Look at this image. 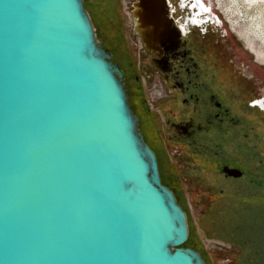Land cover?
Here are the masks:
<instances>
[{"label":"water","instance_id":"1","mask_svg":"<svg viewBox=\"0 0 264 264\" xmlns=\"http://www.w3.org/2000/svg\"><path fill=\"white\" fill-rule=\"evenodd\" d=\"M164 2L134 3L146 45ZM187 238L83 0H0V264H205Z\"/></svg>","mask_w":264,"mask_h":264},{"label":"flooded vegetation","instance_id":"2","mask_svg":"<svg viewBox=\"0 0 264 264\" xmlns=\"http://www.w3.org/2000/svg\"><path fill=\"white\" fill-rule=\"evenodd\" d=\"M134 3L136 0L129 2L128 34L120 28L116 34L117 44L121 36L124 41L128 38L123 50L127 65L109 52L124 72L129 103L138 116L144 141L156 155L161 183L173 192L183 209L174 188L162 178L163 165L172 148L178 153L176 156L186 161L195 162L190 155L204 159L205 166L218 169L224 181L247 179L261 183L262 173H254L250 166L259 154L257 146L245 151L244 143L257 141L264 127V64L258 49L252 47L256 37L252 38L244 25L230 22L216 4L205 0H165L169 25L163 29L161 43L148 41L146 45L135 29ZM140 76L147 93L158 96L151 107L140 95ZM130 78L134 85L132 94L127 86ZM235 137L243 138L245 146L236 147L242 157L228 150L227 144ZM231 169L240 174L228 173ZM169 174L175 183L177 175L172 166Z\"/></svg>","mask_w":264,"mask_h":264},{"label":"rangeland","instance_id":"3","mask_svg":"<svg viewBox=\"0 0 264 264\" xmlns=\"http://www.w3.org/2000/svg\"><path fill=\"white\" fill-rule=\"evenodd\" d=\"M205 1L216 4L215 6L222 10L225 17L230 22H237L238 26L242 25L243 20H250L257 11L254 9L256 7L243 3L246 0ZM83 2L92 20L97 39L104 42L115 59L126 66L123 50H126L125 42L128 38L126 37L124 41V37L121 36L120 44H117L116 34L119 33V28L126 35L129 32L130 0H83ZM245 5L247 7H244ZM101 32L108 35V38ZM252 40L255 41L252 47L255 51L258 49L264 64V41L261 40V42L256 38ZM136 63L138 64V60ZM132 84L133 80L130 78L127 86L129 90L131 88V94L134 91ZM138 88L143 100L151 107L143 76H140ZM157 99L158 96L152 104ZM259 135L257 141H244L247 146L244 149L246 151L256 144L259 154L250 166L254 173H262L261 183H250L247 179L224 181L218 174V169L205 166L204 159L190 155L195 162L188 159L187 161L190 162L186 163V160L176 156L178 153L174 152L175 148L168 151L165 159L167 164L163 162L165 164L162 178L174 188L186 213L191 235H195L196 240L190 244L189 248L199 249L205 264H264V127ZM242 140V137L230 140L227 144L228 150L238 153L237 145L245 146ZM230 153L232 154V151ZM237 155L242 157L241 153ZM170 166L177 175L175 183L169 174ZM260 167L262 169L259 171ZM219 190L223 191V195L219 193ZM230 193L235 196H231Z\"/></svg>","mask_w":264,"mask_h":264},{"label":"bare ground","instance_id":"4","mask_svg":"<svg viewBox=\"0 0 264 264\" xmlns=\"http://www.w3.org/2000/svg\"><path fill=\"white\" fill-rule=\"evenodd\" d=\"M243 3H247L248 6L251 5L256 7L254 9H256L257 11L256 14L250 17V20H243L242 25H244V27L248 29L249 33H251L253 37H256V39L260 37V40L264 41V0H246V2ZM244 7L247 6L245 5ZM232 23L238 26L237 22Z\"/></svg>","mask_w":264,"mask_h":264},{"label":"trees","instance_id":"5","mask_svg":"<svg viewBox=\"0 0 264 264\" xmlns=\"http://www.w3.org/2000/svg\"><path fill=\"white\" fill-rule=\"evenodd\" d=\"M101 34H104L108 38V35H106L104 32H101ZM103 44L106 47L104 42H103ZM106 50L110 51L109 49H107V47H106ZM194 237H195V235L194 234H193V236L191 235L190 228H189V225H188V238L181 246L190 247V244L193 243L196 240ZM191 248H194V247H191ZM194 249L197 250L200 253V255H201V252H200L199 249H197V248H194Z\"/></svg>","mask_w":264,"mask_h":264},{"label":"built area","instance_id":"6","mask_svg":"<svg viewBox=\"0 0 264 264\" xmlns=\"http://www.w3.org/2000/svg\"><path fill=\"white\" fill-rule=\"evenodd\" d=\"M147 95H148V97L150 98V100H151V105H152V102L156 99V95L155 94H153V93H147Z\"/></svg>","mask_w":264,"mask_h":264}]
</instances>
